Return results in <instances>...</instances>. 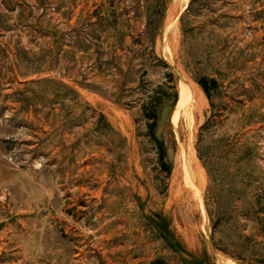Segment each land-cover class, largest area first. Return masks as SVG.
<instances>
[{
    "label": "rangeland",
    "instance_id": "obj_1",
    "mask_svg": "<svg viewBox=\"0 0 264 264\" xmlns=\"http://www.w3.org/2000/svg\"><path fill=\"white\" fill-rule=\"evenodd\" d=\"M0 264H264V0H0Z\"/></svg>",
    "mask_w": 264,
    "mask_h": 264
},
{
    "label": "trees",
    "instance_id": "obj_2",
    "mask_svg": "<svg viewBox=\"0 0 264 264\" xmlns=\"http://www.w3.org/2000/svg\"><path fill=\"white\" fill-rule=\"evenodd\" d=\"M171 77V75H169ZM210 85L207 83V80L205 78H202L198 80V85L206 95L208 99L211 97V91L215 90L217 88V84L214 80H209ZM174 99H176V94H174ZM154 107V108H153ZM151 110L148 112L145 108L144 109V115L146 119L149 121L148 123V133L151 139L156 143L159 151V163L162 167H164L165 171L169 173L170 168L167 166L166 161H165V150L163 148V144L158 141L156 138V125H157V120H158V107L153 106Z\"/></svg>",
    "mask_w": 264,
    "mask_h": 264
},
{
    "label": "water",
    "instance_id": "obj_3",
    "mask_svg": "<svg viewBox=\"0 0 264 264\" xmlns=\"http://www.w3.org/2000/svg\"><path fill=\"white\" fill-rule=\"evenodd\" d=\"M178 75V74H177ZM179 78H181L179 75H178Z\"/></svg>",
    "mask_w": 264,
    "mask_h": 264
},
{
    "label": "bare ground",
    "instance_id": "obj_4",
    "mask_svg": "<svg viewBox=\"0 0 264 264\" xmlns=\"http://www.w3.org/2000/svg\"><path fill=\"white\" fill-rule=\"evenodd\" d=\"M184 95V94H183ZM193 175V174H192ZM194 175H195V173H194Z\"/></svg>",
    "mask_w": 264,
    "mask_h": 264
}]
</instances>
